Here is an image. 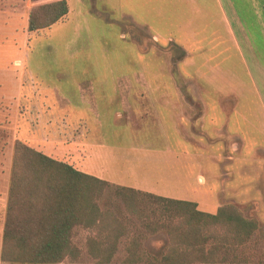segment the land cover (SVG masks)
<instances>
[{
    "label": "crops",
    "instance_id": "0c3cea01",
    "mask_svg": "<svg viewBox=\"0 0 264 264\" xmlns=\"http://www.w3.org/2000/svg\"><path fill=\"white\" fill-rule=\"evenodd\" d=\"M67 1L68 16L53 28L70 26L64 29L76 33L63 58L78 65L79 101L74 104L69 92L50 91L60 98V110L79 113L75 154L86 153L93 171L79 169L76 158V166L65 160L59 134L49 136L44 155L122 187L195 203L205 213L235 204L264 225V94L258 84L264 75L255 52L264 40L255 33L259 10L250 13L244 0ZM126 24L145 38L132 37ZM177 26L191 51L179 40H167L166 32ZM171 43L183 49L178 70L171 56L157 53ZM76 46L79 55L68 54ZM67 72L75 78L74 71ZM99 113L115 138L142 137L158 151L121 153L106 145ZM117 162L133 172L128 184L105 178V164ZM8 187L5 181L0 189L5 210Z\"/></svg>",
    "mask_w": 264,
    "mask_h": 264
},
{
    "label": "trees",
    "instance_id": "16d2710c",
    "mask_svg": "<svg viewBox=\"0 0 264 264\" xmlns=\"http://www.w3.org/2000/svg\"><path fill=\"white\" fill-rule=\"evenodd\" d=\"M32 1L37 5L30 13V32L53 26L70 12L67 0ZM109 190L141 230L134 231L127 218L101 209L99 202ZM79 227L93 232L87 249L99 264H111L123 244L126 264H246L253 245L264 243V225L245 216L238 205L205 213L195 203L112 185L17 141L2 262H78L83 251L74 242V232ZM162 233L169 245L160 257L143 250L150 237Z\"/></svg>",
    "mask_w": 264,
    "mask_h": 264
},
{
    "label": "rangeland",
    "instance_id": "374dc122",
    "mask_svg": "<svg viewBox=\"0 0 264 264\" xmlns=\"http://www.w3.org/2000/svg\"><path fill=\"white\" fill-rule=\"evenodd\" d=\"M245 3H249L248 6ZM244 4L250 13L253 10H259V30L255 32L258 39L262 37V34L264 35V0H244ZM36 5L33 4L32 0H0V189H3L5 181L6 184H9L8 190H6L7 196L4 199L5 201L7 198L6 210L10 189L8 178L11 179L13 155L17 141L44 154V150L47 149L45 145L49 144V136L59 134L64 145L61 150L65 160L68 159V163L76 166L77 163L74 160L76 158L79 160V169H85L87 172L93 171L92 163L87 159L86 153L75 154L79 147V143L77 142L79 138V113L60 110V98L55 97L50 91L51 89L56 90L58 91L57 94L69 92L74 104L79 101L78 65L68 63L63 58L67 55L65 53V44L68 41L74 40V38L76 39V33H70L67 29H64L67 26L53 28L56 24L42 30L30 32V13ZM68 27L70 28V26ZM176 28L175 31L166 32L167 40L170 38L172 41L179 40L183 49L190 50L191 45L186 41V33L184 34L185 38H179V33L183 35V28H180L181 30H179L178 26ZM125 29L127 32L130 30L131 36L134 38L141 40L145 38L143 32L135 30L129 24L125 25ZM258 45L255 46V52L257 56L262 57L258 66L264 75L263 38L258 40ZM181 49L171 43L167 47H158L157 53L163 56H171L174 61V63H171L173 69L178 70V64L184 61V59L179 60V57L183 55V49ZM78 50L79 47L76 46L75 49L68 50V54L76 55ZM77 55H79V52ZM67 71H74L72 74L75 73L73 75L75 78H70L71 75ZM260 80V83L258 82L259 88L264 94V77ZM175 81L176 84L181 85L180 79L177 81V77ZM165 85L168 86V83H165ZM99 116L102 126L104 125L102 133L107 136L105 144L114 147L117 152L122 153L120 150L124 149H129L131 152L137 149L139 152H142L141 154L145 153L147 149L158 151L159 147H156V144L146 142V139L142 137L135 138V143L130 142V139L125 136L115 138L112 135L113 129L109 128L106 122H104L103 113H99ZM83 140H86V138L84 137ZM67 146H72V148H67ZM53 151L54 153H59L60 156V149H53ZM64 151L66 152L64 153ZM118 155L120 154L118 153ZM142 156L139 155V157ZM119 160L120 162L124 161L122 159ZM81 162L86 163V165H83ZM105 165V178L111 180L117 179V181L123 184H128L131 181L130 177H133V172L129 166H124L123 168V163L118 162L114 167H109L108 164ZM108 174H111V176H108ZM111 184L121 186L116 183ZM4 203L3 199L0 200V264H6L1 259L6 221ZM99 205L103 211L109 210L120 219L127 218L130 228L134 231L141 230L137 220L135 221L134 218L128 219L123 203L113 194L112 190L106 192L105 196L100 200ZM92 234L91 230H86L82 227L76 228L74 242L83 251V255L78 262L67 260L61 264H99L89 255L87 249V242ZM168 243L167 236L162 233L158 236L150 237L145 242L143 250L160 257L167 249ZM248 253H251V255L246 264H264L263 242H256L251 252L249 251ZM126 258L127 254L123 244L120 246L119 253L111 264H126Z\"/></svg>",
    "mask_w": 264,
    "mask_h": 264
}]
</instances>
